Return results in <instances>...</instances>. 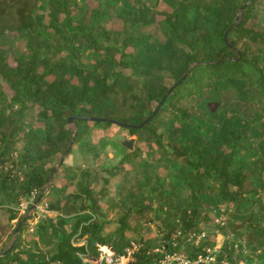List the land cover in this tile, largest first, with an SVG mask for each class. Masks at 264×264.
I'll list each match as a JSON object with an SVG mask.
<instances>
[{"label": "trees", "instance_id": "obj_1", "mask_svg": "<svg viewBox=\"0 0 264 264\" xmlns=\"http://www.w3.org/2000/svg\"><path fill=\"white\" fill-rule=\"evenodd\" d=\"M41 1L44 0H0V31L17 30L29 34L31 39L40 22L36 13ZM53 1L57 13L64 7L66 17L75 19L65 5ZM172 3L176 5L175 9L157 25L158 35L164 40L155 37L156 41L149 43V34L137 32L142 25L151 24L138 22V29L125 34L122 48L99 47V53L105 51L106 54H92L90 63L81 61L77 50L70 49L75 47L74 38L65 36L64 27L56 23L58 15L53 17V28L67 45L56 44L46 55L53 53L55 56L70 45L66 48L70 49L69 56L59 60L46 55L41 58V50L34 47L28 56L19 59L15 68H8L3 64L5 57L0 52V79L7 81L14 91L9 97L0 90V243L9 233H16L12 245L0 250V254L4 253L0 255V264H91L83 261L79 254L89 250V255H97V243L112 244L122 252L124 243L129 242L125 237L128 229L135 232V240L141 244L133 264H145L150 258L147 251L151 245L144 236L146 228L142 224L150 221L148 213L153 208L150 202H140L139 196L125 200L115 197L108 188L109 178L68 162L72 148L59 149L56 144L35 141L34 136L30 137L33 146L47 159L32 166L20 180V173L14 172L20 163L12 157L19 148L18 126L7 116L3 107L6 103L17 104V111L22 113L31 105L29 103L37 101L44 121L54 128H64L60 137L68 136L73 143L83 138L84 127L91 117L99 119L92 121L95 125L115 127L124 139L137 135L139 140L145 138L154 142L161 157L171 162L177 180L190 191L186 202L191 214L186 208L182 222L178 221V202L172 197L166 202L167 212L161 221L169 230L167 238L179 229L192 231L196 228L202 208L210 209L225 202L254 203L257 187L264 188V164L260 162L253 166L251 160L238 156L240 140L247 136L251 127L242 126L238 119L230 128H223V122L219 127L214 111L218 104L207 98V94L213 93L211 90L222 94L236 83L244 85L250 96H264V0H173ZM240 15L242 19L237 24ZM231 25L234 27L225 40ZM71 33L77 37V32ZM129 46H133V52L126 51ZM114 52L120 53L119 59ZM118 67L131 69L133 73L125 74ZM167 74L174 81L171 86L165 82ZM185 74L186 78L181 80ZM166 95L165 102L154 113L157 106H153V102L159 104ZM166 114L168 118H165ZM70 117L77 127L75 134L67 127ZM150 117V122L140 128L106 120L137 125ZM120 147H123L122 142ZM24 149L23 155L27 158L30 152ZM140 151H128L120 162L131 161ZM57 153H64V158H58ZM54 159L61 168L55 171L53 178ZM49 184V209L58 213L57 224L52 223L55 230L58 225L63 226L65 216H78L75 232L59 230L50 257L35 239L28 240L29 248L24 247L23 233L29 218L20 216L17 206L12 203L20 195L30 196L34 190L36 198L39 197ZM69 186L83 198L81 210L100 213L102 203L113 208L123 205L118 226L112 232L103 233L104 223L99 218L93 214L80 215L75 203L64 195ZM175 188L178 190L177 185ZM259 210L264 219V203ZM240 223L249 227L255 225L252 218L248 223L246 220ZM260 223L254 226V231L249 229L247 233L251 242L264 237V227ZM47 229L46 224H39L36 233ZM75 234L85 237L86 243L74 245ZM201 249L195 248L196 253Z\"/></svg>", "mask_w": 264, "mask_h": 264}, {"label": "rangeland", "instance_id": "obj_2", "mask_svg": "<svg viewBox=\"0 0 264 264\" xmlns=\"http://www.w3.org/2000/svg\"><path fill=\"white\" fill-rule=\"evenodd\" d=\"M171 1L173 2V0ZM58 2L66 6L71 16L75 17L74 20L66 17L63 11L64 7H61L59 9L60 13H57L54 1L44 0L39 2L38 5L36 14L40 18V22L37 24L38 26L34 30L35 33H33L31 39L29 34H23L17 30L0 31V52L5 57L3 64H6L8 68H15L20 63L19 59L23 58L24 55L28 56L34 47L41 50L40 56L43 58L50 50L52 52L56 44L67 45L60 37L61 34L53 28V20L55 21L53 17L57 15L59 20H56V23L65 28H63L65 36L74 38L75 47L71 46L70 49L77 50L81 61L90 63L93 55L106 54L105 51L99 53V47L122 48V39L125 34L137 28L138 22L148 21L147 24H151L137 28L138 34H149V43L155 42L156 39L164 40L158 35V22L164 19L168 12H172L176 6L168 0H58ZM71 32H77V37L75 38V34L71 35ZM154 32L157 34L154 35ZM87 34L93 40L91 43ZM155 37L157 38L155 39ZM87 41L89 45L86 46ZM69 46H66L63 52L55 56L53 53L46 56L53 60L67 57L70 49L66 48ZM42 47L43 49H41ZM126 51L133 52V46L127 47ZM114 53L116 58L119 59L120 53ZM1 65L0 61V67ZM117 69L125 74L133 73L128 68L118 67ZM165 82L169 86L174 83L168 74ZM243 86L236 83L222 94L214 93L218 91L211 90L210 92L213 93L207 94V98L215 100L218 104L216 105L218 109H214V111L217 114L215 117L218 118L216 123L219 127L223 122V128H230L235 119L240 120L242 126L249 125L251 127V130L246 133L247 136L240 140L238 156L251 160L250 163L253 166L259 165L260 162L264 164V96H250L249 93L245 92ZM0 90L7 93L9 97L14 95L10 84L1 79ZM30 90L32 91L33 88L31 87ZM26 103H29V101L26 100ZM29 104L31 105L22 113L17 111V104L11 106L6 103L3 105L7 116L13 119L14 125L18 126L17 140L19 141V148L13 152L12 157L20 163L19 167L14 169V172L20 173V180H22L21 178H23L25 172L32 169V166H37L47 159L43 158L37 148L33 146L34 142L31 141V136H34L35 141L39 139L48 144H56L59 149L72 148L73 153L68 162L92 173H101V175L109 178L108 188L112 195L120 199L123 198L122 200L129 199L133 195L139 196L140 202L144 201L146 204L150 202L153 205L148 213L150 221L142 224L146 228L144 229V236L150 241L149 243L153 248H158L166 242L169 245V250H182L189 254H195L196 251L188 240L189 234L206 232L207 240L201 241L202 244L210 243L214 245L220 242L222 246L217 264H222V262L223 264H230L231 261L234 264H264V237H258L256 242H251L247 237L249 229L254 231L256 229L254 226L258 222H261L260 225L264 227V219L259 215V209L264 203L263 187H257L254 203L244 202L237 205L225 202L219 203L210 209L202 208L196 228L191 232L188 228H183L181 229L183 232L182 237H179L177 233H172L173 235L170 234V238H167L169 230L161 221L167 212L166 202H169V197L178 202L176 203L180 211L178 221L182 222V216L186 208H188V214H191V209L186 202L190 191L181 181L177 180V175L173 174L174 170L171 169V162L161 157L160 151L154 142L145 138L139 140L137 135L124 139L115 127L95 125L94 122L90 121L84 127L83 138L79 142L73 143V140H68V136L60 137L64 132V128H54V126L48 125L44 121L40 115L41 106L37 101H32ZM153 106H158V103L153 102ZM168 117L169 115L166 114L165 118ZM67 127L74 134L77 132V127L73 122H69ZM131 138L134 139L133 149L130 150L125 146L120 147V142ZM24 148L29 150L28 153L30 152L27 158L23 155L25 154ZM138 149L141 151L137 157L124 164L120 162V159L128 151ZM57 154L58 158H64V153ZM53 164L56 168L55 171L61 168L56 159L53 160ZM141 171L143 173H140ZM139 173L141 174L140 179L137 176ZM54 176L55 173L53 178ZM55 183L62 186L60 181ZM176 185L178 190L175 188ZM49 186L50 184L43 190V196L34 209L32 206L38 198H36L37 192L35 190L30 196L20 195L18 200L12 202L17 206L20 216L29 218L27 228L23 233V238H26L24 247L29 248L30 242L28 240L35 239L48 257L52 256L51 251L57 244L59 230L63 228L69 233L75 232V224L78 220L76 214L65 216L63 226L58 225L57 230H55L53 225L58 222V213L49 209L51 201L50 196H48ZM64 195L75 203L77 209L80 210L78 211L80 215L93 214L95 218H99L104 223L103 233L112 232L118 226V221L123 215V205L113 208L102 203L100 213L81 210L83 198L73 186H69ZM251 218L255 224L253 227L240 223L245 220L248 223ZM39 224H46L48 229L41 231V233L37 232V234L36 227ZM15 235L16 233H9L0 243V250L9 248L16 238ZM125 237L129 242L124 243L122 252L132 249L135 232L128 229L125 232ZM84 241H86L85 237L73 235L72 243L74 245L82 246ZM115 249L118 252L119 248L115 247ZM92 257H96V255Z\"/></svg>", "mask_w": 264, "mask_h": 264}, {"label": "built area", "instance_id": "obj_3", "mask_svg": "<svg viewBox=\"0 0 264 264\" xmlns=\"http://www.w3.org/2000/svg\"><path fill=\"white\" fill-rule=\"evenodd\" d=\"M176 233L179 237L183 236L181 229ZM188 240L192 243L194 249L201 247V251L193 255L182 250H169V245L164 242L158 246V248L149 247L147 255L150 258L145 264H217L218 257L222 250L220 242L214 245L210 243L202 244L201 241L207 240L206 232H201L199 234L193 232L189 234ZM85 243L86 241H84V244ZM174 245H176V243H174ZM140 248L141 244L136 240L132 242V249L125 252H117L112 244L97 243L96 257L89 255V250L79 255L83 261L91 264H133L137 261L136 256Z\"/></svg>", "mask_w": 264, "mask_h": 264}, {"label": "water", "instance_id": "obj_4", "mask_svg": "<svg viewBox=\"0 0 264 264\" xmlns=\"http://www.w3.org/2000/svg\"><path fill=\"white\" fill-rule=\"evenodd\" d=\"M241 19H242V16H241V15L238 16V17H237V22H236V23L239 24V23L241 22ZM233 27H234V25H231V26L229 27V29L227 30L226 35H225V40H227V38H228V34H229V32L233 29ZM186 75H187V74H185V75L181 78V80L185 79V78H186ZM181 80H179V81L177 82V84H178ZM166 97H167V95L164 96V98L162 99V101L158 104V106H157V108H156V110H155L154 113H156L157 111H159V109L161 108V106H162L163 103L165 102ZM86 118H87V117H86ZM88 119L91 120V121H98V120H99L98 118H95V117H91V118H88ZM151 119H152V117L148 118L147 120H145V121L142 122L141 124H137V125L122 123V122L116 121V120H114V119H112V120H110V119H106V120H107V121H112L113 123H116V124H119V125H127V126H131V127H138V128H140V127H142V126H145L148 122H150ZM72 120H73V117H70V118H69V122H72ZM122 145L125 146V147H127V148L130 149V150L133 149V147H134V139L131 138V139H129V140H124V141L122 142ZM54 173H55V170H54L53 174H54ZM53 174H52V177H53ZM52 177H51V178H52ZM42 196H43V193H42V194L37 198V200L35 201L34 205L32 206L33 209H34V207L36 206V204L41 200ZM3 254H4V253H1L0 255H3Z\"/></svg>", "mask_w": 264, "mask_h": 264}]
</instances>
